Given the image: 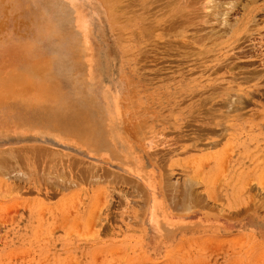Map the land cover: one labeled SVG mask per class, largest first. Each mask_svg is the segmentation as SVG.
Listing matches in <instances>:
<instances>
[{
  "label": "rangeland",
  "instance_id": "1",
  "mask_svg": "<svg viewBox=\"0 0 264 264\" xmlns=\"http://www.w3.org/2000/svg\"><path fill=\"white\" fill-rule=\"evenodd\" d=\"M185 1L0 0V264H264V0Z\"/></svg>",
  "mask_w": 264,
  "mask_h": 264
},
{
  "label": "bare ground",
  "instance_id": "2",
  "mask_svg": "<svg viewBox=\"0 0 264 264\" xmlns=\"http://www.w3.org/2000/svg\"><path fill=\"white\" fill-rule=\"evenodd\" d=\"M241 1V0H240ZM239 1V3H240ZM247 5L249 3L255 1V0H245ZM178 2H181V0H178ZM187 2L186 7L187 8H193L194 10L200 11L203 15V18L205 20L203 23H216L218 27H224L226 28H232L234 24L238 23L237 21L232 22V20L229 19L231 11L234 10L237 0H186ZM242 3V2H241ZM240 3V4H241ZM128 4V3H127ZM242 5V4H241ZM172 6V5H170ZM63 7V6H62ZM174 7V6H173ZM240 6H238L239 8ZM61 8V7H60ZM66 8V7H65ZM175 8V7H174ZM236 8V9H238ZM117 9V8H116ZM63 13V12H62ZM237 13V12H236ZM254 15V14H253ZM235 16V15H234ZM249 18H247L248 20ZM250 21H247L248 23L255 24L256 21L254 18L249 19ZM202 23V24H203ZM246 25V23H245ZM256 25V24H255ZM217 26H213L216 28ZM243 26V25H242ZM255 27V26H254ZM198 28V27H197ZM254 29V28H253ZM199 30V29H198ZM205 30V29H204ZM217 30V29H216ZM229 30V29H228ZM209 31V30H208ZM220 31V30H219ZM226 32V30H224ZM218 32V31H217ZM228 32V31H227ZM224 34V33H223ZM209 35V34H208ZM214 35V34H213ZM240 39V38H239ZM257 41V40H256ZM94 67V66H93ZM93 72V71H92ZM247 72V71H246ZM92 74V73H91ZM94 74V73H93ZM160 74V73H159ZM245 77V76H244ZM95 78V77H94ZM250 80V79H249ZM81 85V83H80ZM85 88V83H84ZM83 92V91H82ZM96 92V91H95ZM110 92V91H109ZM105 93V92H104ZM111 93V92H110ZM88 95V93H87ZM89 96V95H88ZM100 97V96H98ZM231 99V98H230ZM229 99V100H230ZM88 100V99H87ZM111 100V99H110ZM236 98L234 100H231V104L233 105L236 103ZM113 102V101H112ZM105 104L107 102H104ZM102 101V104L105 105ZM230 104V105H231ZM109 105V104H108ZM227 105V104H226ZM104 111L106 108H104ZM108 120V119H107ZM97 121V120H96ZM99 122V121H98ZM112 123V122H111ZM98 128V129H97ZM94 135L91 134L88 136L90 137L89 141L91 142H98L101 141L102 145L104 146L105 150H110L113 152V154L116 156V158H120L123 162V167H125L128 172H132L133 174L137 175L141 179H143L149 187H151L154 190V181L153 177L150 172H145L144 166L139 162V159L136 157L134 152H127L122 147L119 148V142L117 140V133L115 134L113 129L109 128V123L103 124V121L101 119V123H98V126L96 128L90 127ZM106 133L108 135H106ZM98 135V137H96ZM105 139L103 142L102 140ZM88 140V139H87ZM100 143V144H101ZM129 154V157L127 156ZM102 162V161H101ZM118 174V173H117ZM115 178V177H114ZM129 179V178H128ZM135 181V180H134ZM134 185V184H133ZM156 188V187H155Z\"/></svg>",
  "mask_w": 264,
  "mask_h": 264
}]
</instances>
